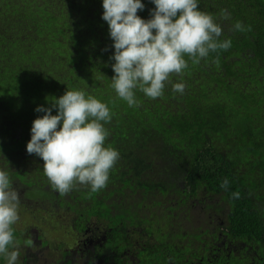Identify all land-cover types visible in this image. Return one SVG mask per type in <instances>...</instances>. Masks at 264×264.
<instances>
[{"label": "trees", "instance_id": "16d2710c", "mask_svg": "<svg viewBox=\"0 0 264 264\" xmlns=\"http://www.w3.org/2000/svg\"><path fill=\"white\" fill-rule=\"evenodd\" d=\"M142 2L138 15L150 19L155 5ZM102 3L0 0V170L19 192V213L35 203L61 213L62 203L46 193L55 190L43 160L26 147L33 121L45 114L35 109L50 107L67 88L83 90L108 105L105 146L115 148L119 160L104 189L92 193L77 185L67 194L74 206L71 222L82 231L86 222L103 224L110 236L129 228L157 235L158 246L137 255L140 264H155L161 242L169 258L182 255L172 242L181 238L179 231L195 232L204 210L222 221L227 207L228 226L215 224L231 244L205 264H264V0H198L200 10L221 25V39H231V48L210 53L198 65L189 60L160 98L136 90L133 107L111 88L115 49ZM222 9L229 20L220 18ZM237 21L251 30L232 31ZM177 82L185 84L183 94L172 90ZM225 178L227 191L220 186ZM203 190L219 194L221 204L198 194ZM236 191L239 199L232 198ZM115 258L111 263H124Z\"/></svg>", "mask_w": 264, "mask_h": 264}, {"label": "clouds", "instance_id": "9594fccd", "mask_svg": "<svg viewBox=\"0 0 264 264\" xmlns=\"http://www.w3.org/2000/svg\"><path fill=\"white\" fill-rule=\"evenodd\" d=\"M155 8L150 19L138 15L145 8L142 0H103L102 19L108 24L114 41L110 59L115 75L111 88L128 106H138L136 90L150 99L164 95L170 77L183 76L189 67L209 57L210 53L227 51L231 39H221L223 29L212 14L200 10L198 0H152ZM220 18L229 20L222 9ZM232 31H250L235 22ZM187 57L188 59H186ZM215 62H219L217 56ZM172 90L183 94L185 84H172ZM53 109L58 114H53ZM45 113L33 121L27 153L43 160V173L51 188L61 196L77 185L92 193L107 186L110 172L119 160V152L105 146L109 133L106 123L112 119L108 105L83 90H70L51 102L38 106ZM226 191L229 181L220 185ZM239 199V191L232 193ZM19 192L12 187L7 171L0 170V256L6 264H17L19 241L14 225L19 221ZM11 249V250H10Z\"/></svg>", "mask_w": 264, "mask_h": 264}, {"label": "flooded vegetation", "instance_id": "af4514ba", "mask_svg": "<svg viewBox=\"0 0 264 264\" xmlns=\"http://www.w3.org/2000/svg\"><path fill=\"white\" fill-rule=\"evenodd\" d=\"M51 193L57 203H62L61 213L58 209L51 208L49 204L35 203L33 208L29 209L32 222L29 232L24 233V244L28 253L22 264H140L137 259L139 251L158 246L156 245L157 235L155 237L154 234H142L141 228H129L124 230L120 236H110L103 224L86 222L87 228L82 231L80 226L75 225V222H70L71 219L68 216V211L74 206H65L60 196ZM26 204L30 206L31 203ZM43 208H47V211ZM204 213L206 214L205 210ZM226 216L219 222L220 225L228 226L229 219L227 214ZM195 222V226H199L195 228V232L193 228L189 232L184 227L179 231L181 238L176 239L177 244L171 240L187 260L180 254H173L169 258L167 247L159 241L163 247L159 254L160 260L158 259L155 264H205L204 259L208 262L212 257L219 259L221 250L230 245L232 240L226 237L228 236L226 233L219 231V227H209L204 221L196 220ZM201 223H204L203 227ZM65 226L71 227L69 233L63 231ZM153 232L159 234L158 231ZM56 235L64 237H54ZM69 237L73 238L72 243L68 242ZM214 237L216 238L215 244L209 242ZM53 240L57 242L54 249L51 248ZM31 248L37 252H31ZM115 255L123 259L124 263H117V261L111 263L116 259Z\"/></svg>", "mask_w": 264, "mask_h": 264}, {"label": "crops", "instance_id": "0c3cea01", "mask_svg": "<svg viewBox=\"0 0 264 264\" xmlns=\"http://www.w3.org/2000/svg\"><path fill=\"white\" fill-rule=\"evenodd\" d=\"M25 187V186H24ZM53 193H56L58 196H60V194L58 193V192H56V191H52ZM202 194L203 196H205V197H208L209 199H211V201H215V203H220L221 204V201H222V199H221V197H220V195L219 194H215L213 191H208V190H203V191H200V192H198V194ZM210 193V194H209ZM214 195H213V194ZM51 197H53L54 195H52V193L51 192H49L48 193ZM61 197V199L63 200V203H65V206H68V205H72L71 204V202L73 201L71 198H70V196H60ZM224 210H225V213L228 215V219H229V222H230V217H229V213H228V210H227V207H225L224 208ZM72 211V210H71ZM207 212V211H206ZM19 216H20V219H19V221L13 226L14 227V235H15V237L17 238V240L19 241V243L20 242H24V233L25 232H29V226H30V223L32 222V216H31V214L29 213V210H27V211H23V212H21V213H19ZM24 216H27V217H29V221L28 222H26V221H24L23 220V217ZM203 221H204V223L207 225V226H209V227H216V228H218L217 226H216V224H215V222H220V220H219V218H218V215H217V213L215 212V214H214V216L213 217H211L210 215H209V213H206L205 214V217H204V219H203ZM71 222V221H70ZM30 235H31V232H30ZM51 248L52 249H54V248H56V247H53V246H51ZM27 255H25L24 257H23V259L20 261V264H22L23 263V261H24V258L26 257ZM0 264H4V263H0Z\"/></svg>", "mask_w": 264, "mask_h": 264}, {"label": "rangeland", "instance_id": "374dc122", "mask_svg": "<svg viewBox=\"0 0 264 264\" xmlns=\"http://www.w3.org/2000/svg\"><path fill=\"white\" fill-rule=\"evenodd\" d=\"M251 170H252V169H248V172H250ZM46 191H47L46 193H49V192H50L49 189L46 190ZM23 220L26 221V222H28L30 219H29V217L24 216V217H23ZM63 231H65L66 233H69V232L71 231V227H70V226H65V228L63 229ZM54 237H57V238H63L64 236L56 235V236H54ZM68 242L72 243V242H73V238H72V237H69V238H68ZM52 244H53L52 246L55 247V245L57 244V242H56L55 240H53V241H52ZM10 250H11V249H10ZM17 250L19 251V259H18L17 263H20V261L23 259V257H24L25 255H27V253H28V249L25 247L24 242H20V243H19V247H18ZM30 251H31V252H37V251H36L35 249H33V248H31ZM0 263H4V264H6V261H5V259H4L3 256H0Z\"/></svg>", "mask_w": 264, "mask_h": 264}]
</instances>
